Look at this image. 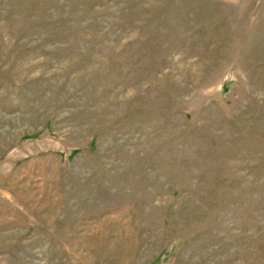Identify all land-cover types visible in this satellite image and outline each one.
I'll return each mask as SVG.
<instances>
[{"label": "rangeland", "instance_id": "1", "mask_svg": "<svg viewBox=\"0 0 264 264\" xmlns=\"http://www.w3.org/2000/svg\"><path fill=\"white\" fill-rule=\"evenodd\" d=\"M0 264H264V0H0Z\"/></svg>", "mask_w": 264, "mask_h": 264}]
</instances>
